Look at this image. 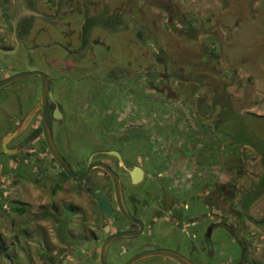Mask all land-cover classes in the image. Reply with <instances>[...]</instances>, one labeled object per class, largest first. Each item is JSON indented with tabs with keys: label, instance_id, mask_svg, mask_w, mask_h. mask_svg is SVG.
Instances as JSON below:
<instances>
[{
	"label": "rangeland",
	"instance_id": "374dc122",
	"mask_svg": "<svg viewBox=\"0 0 264 264\" xmlns=\"http://www.w3.org/2000/svg\"><path fill=\"white\" fill-rule=\"evenodd\" d=\"M32 1L31 7L40 17L26 20L29 47L0 54V63L7 67L8 74L38 70L51 75L53 97L67 116L65 132H73V122L77 125L70 142L73 159L84 160L92 149L118 143L114 132L110 135L114 139L101 136L117 128L107 111L131 102L161 117L170 105L150 82L165 89L163 85L167 87L169 81L173 90L170 98L175 96L171 105L182 108L187 127L195 130L194 119L210 126L214 140L209 145L215 149L239 144L244 166L239 187L251 200L244 210L249 216V258L253 264H264V0ZM16 5L17 0H0L3 37L11 34L10 20ZM85 15L100 23L90 35L87 31L90 38L82 48L79 39ZM106 15L115 19L112 26H103ZM54 41H64L70 50L78 48L73 54H64L63 49L49 46ZM59 58H74L76 71L60 73L56 65ZM26 88L33 94V101L40 90L39 76L0 87V136L11 130L25 112ZM56 88L61 93H56ZM166 121L174 122V118L167 117ZM93 136L99 145L93 143ZM189 145L187 141L181 151L189 154ZM17 180L8 189H0V264H26V247L35 251L43 244L36 235H49L54 230L49 219L53 213L46 220L40 217L42 202L49 203V189L42 183L28 184L24 177ZM52 199L61 202L62 219L73 234L83 233L84 218L89 224L98 219L95 208L87 204L88 196L75 193L69 181H64L62 190ZM69 201L81 209L74 213L65 210ZM85 207L87 210H83ZM89 211L96 218L90 220ZM218 234L212 264H231L229 259L238 256V247L224 231ZM185 254L190 257L187 251ZM198 260L206 264L201 257Z\"/></svg>",
	"mask_w": 264,
	"mask_h": 264
},
{
	"label": "flooded vegetation",
	"instance_id": "af4514ba",
	"mask_svg": "<svg viewBox=\"0 0 264 264\" xmlns=\"http://www.w3.org/2000/svg\"><path fill=\"white\" fill-rule=\"evenodd\" d=\"M21 6H26V0L19 3L12 17L14 19L19 13L15 28L13 19L10 20V36L0 35V54H12L19 47H29L26 44V20L40 16L22 14ZM92 18L88 15L82 18L83 30L79 39L82 48L87 44L90 32L99 25ZM103 22L112 26L115 19L112 21L110 15H106ZM84 27H89L86 28L89 35L83 33ZM49 46L63 49L64 54L66 52L68 55L78 48L70 50L64 41H54ZM75 62L74 58L69 61L59 58L57 70L60 73L76 71ZM2 66L0 63V80L12 75L5 72L6 66ZM44 73L48 76L45 108L40 106V90L32 101L33 94L26 88L25 112L20 114L19 121L13 123L11 130L0 136V189H8L10 183H16L19 177L26 178L28 184L42 183L43 187L46 185L45 188L49 189V203L42 202L40 217L46 220L48 214L53 213L49 219L54 230L49 235H36L43 246L39 244L35 251L30 246L26 247V264H100L103 250L105 264H125L140 253L162 249L174 252L181 258L183 256L192 264H200L199 257L206 264H212L221 230L238 247V256L229 259L231 264H253L246 240L249 216L244 215V210L247 194L242 193L239 187L244 175L239 144L235 147L234 143L232 147L221 145L220 149L210 146L209 143L214 140L209 132L210 126L194 119L195 130H191L183 121L182 108L171 105L175 96L170 98L173 90L169 81L167 87L163 85L165 89L157 88L154 82H150L153 90L170 105L166 112L161 117L155 116L153 111L149 113L131 102L114 111H107V115L113 116V124L117 128L108 129L101 136L109 138L114 132L118 143L108 148H94L84 160L73 159L70 142L77 125L73 122V132H65V109L53 97L51 75ZM54 90L61 93L59 88ZM67 93L72 91L67 90ZM34 108L23 131L3 146L7 136L25 117L28 119ZM175 112L178 117L173 115ZM167 117L174 118V122H167ZM42 118L54 146L75 176H80L95 162L103 163L108 170L92 166L83 180H73L48 150L42 131ZM127 133L130 136L124 140ZM91 140L99 145L96 137L93 136ZM187 141L190 143L189 154L181 151L182 145L187 147ZM64 181L74 185L75 193L86 194L89 198L87 204L98 213L96 222L93 220L89 224L87 218L81 220L84 228L81 234L70 232L69 223L62 219L61 202L52 199L62 190ZM100 192L109 203V212L105 214L99 212L97 201L92 196ZM26 209H29V202ZM64 209L74 213L81 207L69 201ZM90 214V220L96 218L92 211ZM67 236L72 240L69 241ZM130 264L179 263L164 255L147 254Z\"/></svg>",
	"mask_w": 264,
	"mask_h": 264
},
{
	"label": "water",
	"instance_id": "95a60500",
	"mask_svg": "<svg viewBox=\"0 0 264 264\" xmlns=\"http://www.w3.org/2000/svg\"><path fill=\"white\" fill-rule=\"evenodd\" d=\"M42 2H45L46 0H41ZM19 3L20 0H17V5H16V10H18L19 8ZM22 14H26V15H34V16H39L40 14L34 10L28 9L26 7H22ZM19 13H17L15 15V18L12 20V24L13 27L15 28V23L16 20L18 18ZM4 52V51H3ZM7 52V51H5ZM31 75H38L40 77V106L44 109L45 105H46V98H47V94H48V85H47V79L48 76L41 71L38 70H32V71H23V72H17L14 73L12 75H9L8 77L0 80V87L4 86L10 82H13L15 80L21 79V78H25L27 76H31ZM35 110V108L30 112V115L28 117V119L26 120V117L24 119V121L11 133L7 136L6 140L3 142V146L5 144V142H8L10 139L16 137L19 133H21L23 131V129L26 127V124L30 118V116L32 115L33 111ZM45 112V111H44ZM42 131H43V135H44V139H45V143L47 145L48 150L50 151L51 155L53 156V158L57 161V163L61 166V168L63 169V171L70 176L73 180L75 181H81L85 178L86 174L89 172L90 168L92 166H99L102 167L106 170H108V167L106 165H104L101 162H95L92 163L91 165H89L85 172H83L80 176H75L69 169L67 163L64 161V159L61 157V155L59 154V152L57 151L56 147L54 146L52 139L49 135L47 126L45 124L44 119L42 118ZM93 198L97 201V205H98V210L99 212L105 214L109 212V203L106 199V197L104 196L103 192L100 193H95L92 194ZM147 254H157V255H164L167 257H170L174 260H176L179 264H192L188 259H186L185 257L182 256V258L171 251L168 250H153V251H147L144 253H140L134 257H132L128 262H126L125 264H130L132 263L134 260H136L137 258L142 257L143 255H147ZM100 264H105V254H104V250L101 252L100 255Z\"/></svg>",
	"mask_w": 264,
	"mask_h": 264
},
{
	"label": "trees",
	"instance_id": "16d2710c",
	"mask_svg": "<svg viewBox=\"0 0 264 264\" xmlns=\"http://www.w3.org/2000/svg\"><path fill=\"white\" fill-rule=\"evenodd\" d=\"M32 3H33L32 0H26V6H27L28 9L33 10L32 7H31ZM92 21H94L95 24H99L97 22V21H99L98 19L92 18ZM86 25H88V24L86 23ZM89 26H91V25H89ZM103 26L104 27H108V25H105V24H103ZM86 28H89V27H86ZM86 28L84 27V29H85L84 32H83L84 34H86V32L88 31V29H86ZM194 122H196V121L194 120ZM222 123H223V121H222ZM239 143L244 144V145H247L248 144V143H245L244 141H239ZM262 143H264V140L262 141ZM262 143H260V144H262ZM261 156L264 157V152H263V154ZM250 204H251V200H250V197H248L246 199V201H245V210L249 207ZM19 210H21V209H19Z\"/></svg>",
	"mask_w": 264,
	"mask_h": 264
},
{
	"label": "clouds",
	"instance_id": "9594fccd",
	"mask_svg": "<svg viewBox=\"0 0 264 264\" xmlns=\"http://www.w3.org/2000/svg\"><path fill=\"white\" fill-rule=\"evenodd\" d=\"M34 16V15H33Z\"/></svg>",
	"mask_w": 264,
	"mask_h": 264
}]
</instances>
